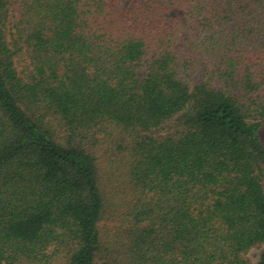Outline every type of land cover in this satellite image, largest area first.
Here are the masks:
<instances>
[{
  "label": "trees",
  "instance_id": "trees-1",
  "mask_svg": "<svg viewBox=\"0 0 264 264\" xmlns=\"http://www.w3.org/2000/svg\"><path fill=\"white\" fill-rule=\"evenodd\" d=\"M263 88L264 0H0V264H250Z\"/></svg>",
  "mask_w": 264,
  "mask_h": 264
},
{
  "label": "rangeland",
  "instance_id": "rangeland-1",
  "mask_svg": "<svg viewBox=\"0 0 264 264\" xmlns=\"http://www.w3.org/2000/svg\"><path fill=\"white\" fill-rule=\"evenodd\" d=\"M202 75H203V74H202V69H198V70H196V73H195L194 76H193L194 81H196L197 79L202 78V77H203ZM216 84H218V82H216ZM218 85H219V84H218ZM263 89H264V88H263ZM263 89H262V91H263ZM262 91H261V93H262ZM261 137H262L263 142H264V125H263V127L261 128ZM101 152H103V150H101V151L98 153V155H100ZM98 157H99L100 161H101L103 164L106 163V159H107V158H105V156H103V157L98 156ZM263 246H264V245H262V246L259 247V248H252L251 250L248 251V253L246 254V257L250 260V264H256V262L258 261V258H259V255H260V252H261Z\"/></svg>",
  "mask_w": 264,
  "mask_h": 264
}]
</instances>
